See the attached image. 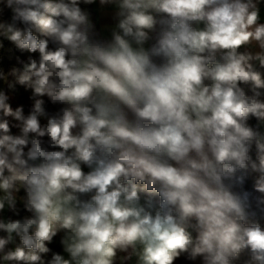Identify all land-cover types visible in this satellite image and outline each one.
I'll return each mask as SVG.
<instances>
[{
  "label": "clouds",
  "instance_id": "9594fccd",
  "mask_svg": "<svg viewBox=\"0 0 264 264\" xmlns=\"http://www.w3.org/2000/svg\"><path fill=\"white\" fill-rule=\"evenodd\" d=\"M0 264H264V0H0Z\"/></svg>",
  "mask_w": 264,
  "mask_h": 264
}]
</instances>
